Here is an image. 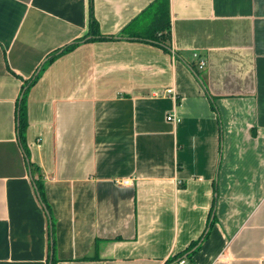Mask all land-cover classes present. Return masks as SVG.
<instances>
[{
	"label": "crops",
	"instance_id": "crops-1",
	"mask_svg": "<svg viewBox=\"0 0 264 264\" xmlns=\"http://www.w3.org/2000/svg\"><path fill=\"white\" fill-rule=\"evenodd\" d=\"M154 1L0 0V264H264V0Z\"/></svg>",
	"mask_w": 264,
	"mask_h": 264
},
{
	"label": "trees",
	"instance_id": "trees-1",
	"mask_svg": "<svg viewBox=\"0 0 264 264\" xmlns=\"http://www.w3.org/2000/svg\"><path fill=\"white\" fill-rule=\"evenodd\" d=\"M92 1V0H91ZM147 19L146 23L143 25L135 24L134 26H131L129 28H125V32L123 33L124 36H128L130 38L134 39H140L143 41H147L150 43L157 44L165 49H171V40H172V30H171V15H170V0H155L146 10ZM141 24V22H140ZM89 34L92 35V37L89 38L88 35L83 37L82 39L75 40L65 46L64 48L52 53L49 55L43 64L42 69H45V67L52 63L57 57L60 55L67 53L71 50H73L78 44H80L83 40L85 41H92V40H98V39H110V36H104L102 35L100 31V25L97 21V19L94 17V15L91 14L90 19V32ZM40 72L34 76V78L28 82V86L25 89L24 96L22 98V103L20 105L19 110V137L21 140V143L23 145V148L28 154V146L26 143V129L28 127V118H27V105H26V95L27 91H29V87L37 80L39 77ZM30 159V158H29ZM30 166L34 168H37V166L29 162ZM37 183V189L39 190L40 196L45 202L44 197V190L43 185L40 181V179L35 180ZM52 231H53V243H52V249H54L55 244V236H54V221L52 220ZM198 244V241L193 242L190 244L189 247H193ZM55 257L53 256V263L55 261ZM183 259V258H180ZM179 259V260H180ZM172 259L167 261V264L171 262Z\"/></svg>",
	"mask_w": 264,
	"mask_h": 264
},
{
	"label": "built area",
	"instance_id": "built-area-1",
	"mask_svg": "<svg viewBox=\"0 0 264 264\" xmlns=\"http://www.w3.org/2000/svg\"><path fill=\"white\" fill-rule=\"evenodd\" d=\"M194 57L197 60L198 69L204 70L207 66V60L203 56H201L199 52H195ZM167 93L175 94L174 88H168ZM167 119L171 121H175V122L179 121V118L176 117L174 114H169L167 116ZM121 183L124 185H129L131 183V179L129 178L123 179L121 180ZM178 264H190V262L187 259L183 258V259L178 260Z\"/></svg>",
	"mask_w": 264,
	"mask_h": 264
}]
</instances>
